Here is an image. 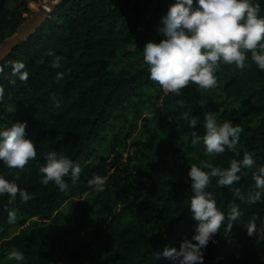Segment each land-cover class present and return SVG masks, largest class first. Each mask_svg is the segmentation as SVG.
<instances>
[{
    "label": "trees",
    "instance_id": "obj_1",
    "mask_svg": "<svg viewBox=\"0 0 264 264\" xmlns=\"http://www.w3.org/2000/svg\"><path fill=\"white\" fill-rule=\"evenodd\" d=\"M45 1L0 0V47L26 22L31 6ZM259 2L264 14V0ZM174 3L61 0L49 18L0 63L4 89L0 126L26 121L27 136L37 147L36 158L23 169L0 162V174L31 196L23 202L17 194L9 202L7 194L0 195V264L13 248L23 253V264H172L162 255L165 247L179 250L181 242L194 235L197 223L188 209L190 165L207 162L227 168L245 152L253 155L255 163L242 168L239 182L218 187L214 177L207 188L226 219L215 242L204 251V264H264V239L250 237L246 230L251 218L258 228L264 226V198L248 203L249 193L256 190L253 173L264 165V71L251 62L249 53L246 65L250 66L243 70L221 63L213 88L189 84L179 96L164 94L149 78L142 52L147 42L165 39L158 29ZM54 56L63 57L58 68L52 67ZM15 61L25 64L27 81L10 83L15 79L10 75ZM121 62L127 65L117 68ZM57 72L63 73L62 78H56ZM210 94L219 95L222 102L210 103L206 100ZM237 111L258 119V125L244 127L243 119L235 116ZM207 112L216 114L218 122L228 119L234 126L241 125L235 151L208 159L202 141L191 143L192 131L206 134L202 122ZM185 113L199 117L201 123L192 129L183 118ZM116 118L123 127L115 128ZM110 131L115 134L107 137ZM135 133V150L122 163L127 142ZM102 141L108 142L114 157L93 162L94 148ZM121 147L123 153L118 152ZM181 148L186 153L179 155ZM50 151L81 166L76 183L64 177L68 186L63 191L54 182L40 183L39 169ZM94 174L107 177L102 192L88 185ZM89 192L99 206L93 214L98 222L95 231L84 233L91 214L77 200ZM231 207H237L240 216L228 230ZM9 211L15 213L13 223H9Z\"/></svg>",
    "mask_w": 264,
    "mask_h": 264
},
{
    "label": "clouds",
    "instance_id": "obj_2",
    "mask_svg": "<svg viewBox=\"0 0 264 264\" xmlns=\"http://www.w3.org/2000/svg\"><path fill=\"white\" fill-rule=\"evenodd\" d=\"M261 11L259 0H195V7L194 0H175L162 16V26L158 29L165 39L159 43L147 42L144 46L143 61L148 65L149 78L159 84L164 94L179 96L189 84L201 89L215 87L221 63L234 64L241 70L250 66L246 65L249 53L251 62L264 71V14ZM62 59L61 56H54L52 67H60ZM0 72H3V67H0ZM10 75L15 78L10 83L15 84L16 79L27 81L29 73L22 61H15ZM62 76V72H57V79ZM3 93L4 89L0 87V98ZM56 106H59L58 102ZM183 118L192 129L201 123L199 117L187 113ZM202 123L206 134L199 136L192 131L190 135L193 145L203 142L205 155L236 150L243 131L241 125L234 126L228 119L218 122L212 112L204 113ZM26 127V121L0 126V162L8 168L23 169L37 156L35 141L28 138ZM236 155L240 153L237 151ZM254 163L253 155L245 152L241 160H231L227 168L207 162L201 166L190 165L191 198L188 209L191 218L197 222L195 233L191 239L181 242L179 250L165 247L162 253L165 258L172 264H204V251L210 242H215L214 236L226 219L225 213L216 207L212 193L207 191L210 180L218 178V187L232 186L241 180L239 173L242 168L252 167ZM39 172L42 174L40 183L48 185L54 182L63 191L68 186L64 177L70 176L72 183H76L81 166L63 154L50 151L45 155V163ZM252 179L256 190L249 193L248 203L255 204L264 198V165L258 166ZM106 180L107 177L94 174L88 185L96 192H102ZM229 190H232L231 187ZM4 194L8 195L9 202L15 201L17 194L23 202L31 198L25 189L0 174V195ZM235 195L240 196L239 188H235ZM239 216L238 208L231 207L227 214L228 230L233 226L231 222L238 220ZM8 217L9 223L16 219L12 211H9ZM246 230L250 237L257 235L264 239V226L258 228L255 218L248 221ZM6 256L8 260L23 264L24 255L15 248Z\"/></svg>",
    "mask_w": 264,
    "mask_h": 264
},
{
    "label": "rangeland",
    "instance_id": "obj_3",
    "mask_svg": "<svg viewBox=\"0 0 264 264\" xmlns=\"http://www.w3.org/2000/svg\"><path fill=\"white\" fill-rule=\"evenodd\" d=\"M47 2H51L50 0L48 1H45V2H41V3H38V4H33L31 6V13L30 15L27 16V20L38 10V8L40 6H42L43 4L47 3ZM8 6L9 7H12V3L11 1H8ZM124 65H127L125 62H121V63H118L116 65L117 68H121L123 67ZM206 100H208L210 103H214V104H218L220 102H222V98L217 95V94H210V95H206ZM205 104V100H203L199 106L200 107H203ZM236 117H241L244 121V127H247V126H257L259 121L258 119L256 118H249V117H246V116H243L242 113H240L239 111H237L235 113ZM114 126L115 128H118V127H123L124 126V123L121 119L119 118H116L114 120ZM122 133V132H121ZM115 132L114 131H110L106 134L107 137H111L112 135H114ZM136 137H137V133L133 134V136L128 140L127 142V145H126V151L124 152V155H123V159H122V163H125L127 161V158L129 155H131L133 152H134V148L132 147L134 141L136 140ZM108 142L107 141H102L100 142L98 145L95 146L94 148V152L95 153V157L96 158H93L92 161L93 162H96L100 157H108L109 160L111 161L114 157L113 154H111V151H110V148H109V145L107 144ZM123 148L121 147L118 152L120 153H123ZM181 154H185L186 153V149L185 148H181V150L178 152V154L180 155ZM97 154V155H96ZM177 156V155H176ZM193 158H196L197 159V154H193L192 155ZM211 157L208 156V159H210ZM142 164H131V167H136V168H141ZM178 168H180L181 166L178 165L177 166ZM95 195L91 194L90 192L89 193H86L85 195H83L79 200L77 199H74V200H77L80 205L84 208V210L89 214H91L88 219H87V222L83 225V228H82V232L84 233H87V232H93L96 230V227H97V220H98V217L94 216L93 214L95 212L98 211L99 209V206L97 205L96 201H95ZM2 264H17L16 261L14 260H8V259H5L1 262Z\"/></svg>",
    "mask_w": 264,
    "mask_h": 264
},
{
    "label": "water",
    "instance_id": "obj_4",
    "mask_svg": "<svg viewBox=\"0 0 264 264\" xmlns=\"http://www.w3.org/2000/svg\"><path fill=\"white\" fill-rule=\"evenodd\" d=\"M61 0L47 2L40 6L38 10L18 29L17 33L5 41L0 47V63L25 39L32 35L50 16L55 6Z\"/></svg>",
    "mask_w": 264,
    "mask_h": 264
}]
</instances>
